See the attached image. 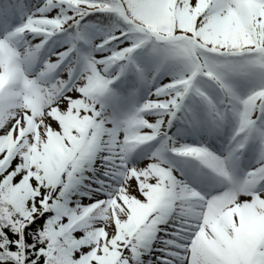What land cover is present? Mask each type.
Segmentation results:
<instances>
[{"label": "snow or ice", "instance_id": "obj_1", "mask_svg": "<svg viewBox=\"0 0 264 264\" xmlns=\"http://www.w3.org/2000/svg\"><path fill=\"white\" fill-rule=\"evenodd\" d=\"M0 264H264V0H0Z\"/></svg>", "mask_w": 264, "mask_h": 264}]
</instances>
